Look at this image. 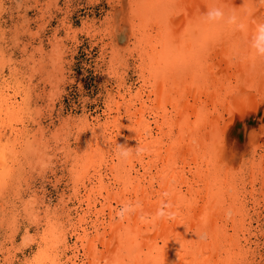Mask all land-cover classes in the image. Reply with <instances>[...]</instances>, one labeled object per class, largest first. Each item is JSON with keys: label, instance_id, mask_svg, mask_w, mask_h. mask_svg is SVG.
<instances>
[{"label": "bare ground", "instance_id": "6f19581e", "mask_svg": "<svg viewBox=\"0 0 264 264\" xmlns=\"http://www.w3.org/2000/svg\"><path fill=\"white\" fill-rule=\"evenodd\" d=\"M150 1L145 11L141 5L136 8L143 9L140 25L152 23L146 30L140 29L137 41L140 88L135 92L131 87L118 89L111 94L107 119L102 124L82 119L83 133L91 134L85 156L93 162L101 156L104 162V171L98 164L93 165L100 182V188H95L103 201L93 200L95 193L90 188L83 200L87 208L77 221L69 223L71 227L65 228H72L77 243L82 242L90 264H99L97 259L104 252H100V244L108 252H122L115 261V254H107L108 264H125V258L126 264H244L248 257L242 251V237L248 239L247 175L252 187L249 191L254 195L260 184L264 196V75L260 73L264 0ZM231 11L236 16L228 22L227 13ZM214 12L217 15H210ZM4 89L0 94V109L4 111L0 112V139L1 132L10 128L11 149L13 145L19 148L21 143L26 154L32 152L35 157L32 140L25 143L15 139L24 131L22 128L19 132L18 123L24 126L29 120H23L22 115L25 93L21 92L20 100L19 95ZM243 139H248L244 147ZM117 144L132 154L127 158L118 156L114 151ZM4 147L9 154L0 155L14 161L17 153ZM89 218L92 224L86 227ZM58 226L63 241L66 233L63 226ZM201 231L207 232L206 240L197 238ZM77 243L72 248L67 245L72 249V264H79ZM37 257L36 263L30 264H37Z\"/></svg>", "mask_w": 264, "mask_h": 264}, {"label": "rangeland", "instance_id": "374dc122", "mask_svg": "<svg viewBox=\"0 0 264 264\" xmlns=\"http://www.w3.org/2000/svg\"><path fill=\"white\" fill-rule=\"evenodd\" d=\"M134 1L0 0V28L3 30L0 29V38H3L0 39V52L3 51L0 53V78H3L0 79V94L6 85H12L4 90L11 95H19L17 99L21 98V92L25 93L22 115L23 120H29L24 121V126L18 123L17 128H21L19 132L22 128L24 131L15 139L25 140V143L30 142L29 139L32 140L34 143L31 142V145L34 144L32 147L37 152L35 157L32 152L27 155V150L19 143V148L13 145L14 154L17 153L14 155V161L6 160L7 157L0 155V264L36 263L34 260L38 259L37 256L40 260L37 264H72L69 262V257L73 255L70 248L76 245L77 235L73 234L72 228L65 227H71V222L77 221L83 214L81 211L87 208V202L83 200L90 188L95 193L93 200L103 201L100 190H97L100 188V182L97 175H94L93 165L98 164L104 171V162L101 156L96 157L94 162L93 158L86 157L91 134L86 131L83 133L82 119L87 117L90 121H99L102 124L107 119L109 96L116 94L118 89L125 91L130 87L135 92L142 84L138 73L141 59L137 51V41L141 37L140 29L144 27L146 30L152 23L140 25L138 20L140 21L141 10L148 9L151 1ZM138 5L143 9L137 11ZM133 8L134 10H131ZM150 62L153 64V61ZM4 80L8 82L4 83ZM148 93L149 90H146V94ZM10 131V128L2 131L3 139H0V154L7 156L9 153L6 152L5 145L13 152L10 146L13 141ZM28 132L31 136L26 134ZM32 136L33 139L30 138ZM242 143L244 147L248 139H243ZM13 173L17 174V177ZM246 181L245 202L248 204L245 212L248 215L245 236L248 239L242 237V251L246 252L248 257L244 264H264V196L261 195V185L257 184L254 197L250 192L252 187L248 175ZM258 199L262 201L259 200L258 203ZM91 224V221L84 223L86 227ZM57 226L59 229L63 226L66 233V239L63 241V235L59 236L61 231L57 233ZM77 244V262L82 264L85 261V264H90L82 242ZM67 245L70 246L69 249ZM222 246L225 248V244ZM99 250L106 251L103 244L99 245ZM104 252L102 254L105 259L103 255L97 259L99 264H108L107 254H115L116 257L113 255L114 259L112 258L114 261L118 255L122 256V252L118 250L115 253ZM126 259L122 261L125 264ZM127 263L129 264V261ZM136 263L134 261L130 264Z\"/></svg>", "mask_w": 264, "mask_h": 264}, {"label": "clouds", "instance_id": "9594fccd", "mask_svg": "<svg viewBox=\"0 0 264 264\" xmlns=\"http://www.w3.org/2000/svg\"><path fill=\"white\" fill-rule=\"evenodd\" d=\"M210 15H217V13H211ZM220 15H226V13H220ZM236 16V13L234 11L228 12L227 13V17H228V22H231ZM260 73L261 75H264V49H262L261 51V55H260ZM114 151L116 152V154L120 157L123 158H127L128 156H130L132 153L130 152V150L128 148H126L125 146L121 145V144H117L115 146ZM140 152V147L138 145V147H136V153L138 154ZM197 238L200 240H206L207 239V232L206 231H201L198 232L197 234Z\"/></svg>", "mask_w": 264, "mask_h": 264}]
</instances>
